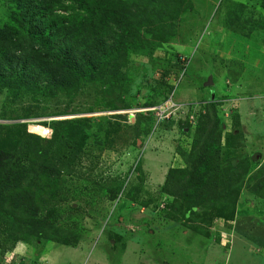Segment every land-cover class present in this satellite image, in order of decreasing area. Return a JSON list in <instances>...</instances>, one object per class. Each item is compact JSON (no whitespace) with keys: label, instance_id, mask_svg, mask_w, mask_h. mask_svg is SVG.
I'll return each instance as SVG.
<instances>
[{"label":"rangeland","instance_id":"obj_1","mask_svg":"<svg viewBox=\"0 0 264 264\" xmlns=\"http://www.w3.org/2000/svg\"><path fill=\"white\" fill-rule=\"evenodd\" d=\"M190 2L165 28L142 30L122 65L123 97L90 86L75 98L26 94L9 105L0 87V124L27 123V131L51 138V124L68 119L75 132L49 158L65 155L69 173L26 180L16 191L30 192L24 208L13 207L10 190L2 195L0 264H34L41 237L19 224L24 217L50 238L78 239L53 249L58 264H264V198L250 190L257 173L264 177V0ZM14 7L0 0V25ZM178 57L186 69L174 73ZM157 68L166 72L164 85ZM210 101L219 105L222 144L231 135L230 147L222 148L217 202L191 209L161 189L170 168L186 166L181 153H189ZM69 102L71 113L59 115ZM29 152L18 163L44 161L34 147ZM22 247L32 248L30 261L17 252Z\"/></svg>","mask_w":264,"mask_h":264},{"label":"trees","instance_id":"obj_2","mask_svg":"<svg viewBox=\"0 0 264 264\" xmlns=\"http://www.w3.org/2000/svg\"><path fill=\"white\" fill-rule=\"evenodd\" d=\"M9 1L15 9L8 15V22L0 25V87L7 90L9 105H15L26 94H40L47 99L61 94L75 98L90 86L100 87V92L106 96L123 97L126 79L122 65L127 62L130 48L141 35V39L144 38L142 30L153 33L159 27L165 28L166 18L168 21L177 19L179 13L189 9L187 4H191L190 0H135L132 3L129 0ZM169 31H173L172 28ZM183 63L178 57L174 73L186 69ZM165 73L161 68L154 72V78L161 85L166 83ZM129 96L134 103L137 95ZM70 103L64 105L59 115L71 113ZM133 103L128 106L138 104ZM218 106L214 101L205 103L191 149L189 153H181L186 166L170 168L161 189L162 193L177 202L184 201L191 209L215 204L218 200L223 170L222 148L230 147L231 138L228 135L222 144V118ZM69 125L68 119L55 120L51 124L52 137L47 138L27 131V123L0 124V135H6L5 138L0 136V202L5 191L10 190L8 199L15 201L13 207L24 208L30 192L23 195L16 191L23 189L26 180L70 172L65 155L59 156L56 162L49 160L54 150L61 148L58 145L72 144L75 132ZM188 129L181 131L185 133ZM31 147L44 161L33 164L29 159L27 165L18 163L22 154L29 157ZM256 178L257 184L249 189L264 198V177L257 173ZM19 224L30 230L33 228L32 233L41 237L33 246L37 259L47 244L42 238L63 246L78 244L77 238L61 240L59 232L50 238L49 230L34 226L33 218L24 217ZM11 236L18 240L15 233Z\"/></svg>","mask_w":264,"mask_h":264},{"label":"crops","instance_id":"obj_3","mask_svg":"<svg viewBox=\"0 0 264 264\" xmlns=\"http://www.w3.org/2000/svg\"><path fill=\"white\" fill-rule=\"evenodd\" d=\"M239 220L240 219L237 218L234 223H238ZM240 223H241V220H240ZM57 246H62L63 247V245L48 244L45 247L44 252L41 253V255H40V257L38 259L37 258L36 259L32 258V260L34 261V264H58L57 258L53 259V257H52V255H54L53 249L57 248ZM76 248H78V247H76ZM31 250H32L31 247H30V249H29V247H22V248L17 249V252L20 253V254H27L26 256H27L28 260L30 261V255H28V254L33 251V250L32 251ZM60 257H62V256H60ZM21 264H24V263L22 262Z\"/></svg>","mask_w":264,"mask_h":264},{"label":"built area","instance_id":"obj_4","mask_svg":"<svg viewBox=\"0 0 264 264\" xmlns=\"http://www.w3.org/2000/svg\"><path fill=\"white\" fill-rule=\"evenodd\" d=\"M167 109H168V108H167ZM146 110L151 111L152 109H146ZM160 112H161V115L163 116V119H165V118H166V119L170 118V115H171L170 112L166 114V110L163 109V108H160ZM160 112H158V115H160V114H159Z\"/></svg>","mask_w":264,"mask_h":264}]
</instances>
